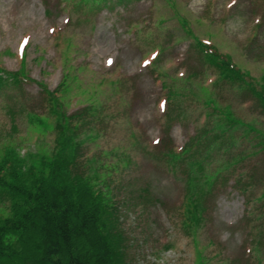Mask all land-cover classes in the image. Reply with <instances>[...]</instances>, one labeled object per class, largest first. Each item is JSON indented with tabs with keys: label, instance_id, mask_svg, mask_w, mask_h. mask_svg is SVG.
Returning <instances> with one entry per match:
<instances>
[{
	"label": "rangeland",
	"instance_id": "374dc122",
	"mask_svg": "<svg viewBox=\"0 0 264 264\" xmlns=\"http://www.w3.org/2000/svg\"><path fill=\"white\" fill-rule=\"evenodd\" d=\"M106 3L0 0V64L30 77L0 90V157L8 146L22 156L52 151L54 119L38 82L55 90L65 79L61 94L69 112L103 107L99 136L85 142V153L117 167L110 178L126 264H264V152H257V133L245 124L229 127L223 135L236 140L229 153L220 138L211 146L205 171L220 173L196 234L179 215L192 157L170 164L163 155L200 137L193 151L202 156L208 135L222 133L215 128L222 115L213 113L209 97L264 131V106L237 82L220 78L180 22L186 19L197 37L264 84V0ZM28 111L46 124L30 122ZM114 149L129 155L128 166ZM238 179L252 188L240 193ZM8 205L0 200V215Z\"/></svg>",
	"mask_w": 264,
	"mask_h": 264
},
{
	"label": "trees",
	"instance_id": "16d2710c",
	"mask_svg": "<svg viewBox=\"0 0 264 264\" xmlns=\"http://www.w3.org/2000/svg\"><path fill=\"white\" fill-rule=\"evenodd\" d=\"M107 1L92 0L96 8L106 5ZM180 22L186 34L196 40L194 43L203 60L219 70L220 78L237 82L264 106V84L240 67L230 54L210 40L197 37L186 19L181 18ZM22 70H6L0 64V90L21 87L23 81H30ZM38 84L45 95L47 116L54 119V146L48 154L30 151L24 156L16 147L8 146L0 157V200L9 202L8 214L0 215V264H126L123 235L118 225L119 210L110 178L111 171L117 167L101 163L102 158L97 154L88 157L85 153V142L99 136L96 124L103 116L99 112L103 107L87 104L69 112L63 101L64 94H61L67 85L65 79L55 90H50L43 82ZM169 93L170 96L178 95L172 90ZM207 102L214 107L213 113L222 115L215 126L222 133L208 135L207 153L204 151L202 156H197L200 152L193 151L194 145L201 142L200 137H194L178 152L173 148L163 152L170 164L192 157L179 215L194 234L203 222L207 196L220 173V170L216 173L205 171L204 160L210 158L215 140L220 138V147L229 153L230 144L234 145L236 140L223 133L229 127L245 124L247 132L258 135L254 137L258 141L255 144L257 152H264V131L237 118L229 106L221 108L214 98L209 97ZM27 117L38 125L46 124L45 118L36 112L28 111ZM117 151L111 152L128 166L129 155L124 151L117 154ZM237 157L238 161H244V156ZM103 168L106 169L103 171ZM235 186L245 194L253 183L238 179ZM261 198H264V191Z\"/></svg>",
	"mask_w": 264,
	"mask_h": 264
}]
</instances>
